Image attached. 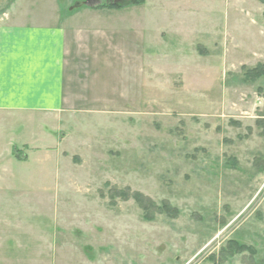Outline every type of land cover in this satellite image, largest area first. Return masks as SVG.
Masks as SVG:
<instances>
[{
  "label": "rangeland",
  "instance_id": "1",
  "mask_svg": "<svg viewBox=\"0 0 264 264\" xmlns=\"http://www.w3.org/2000/svg\"><path fill=\"white\" fill-rule=\"evenodd\" d=\"M98 1L24 9L64 111L0 115V264H264V0Z\"/></svg>",
  "mask_w": 264,
  "mask_h": 264
},
{
  "label": "crops",
  "instance_id": "2",
  "mask_svg": "<svg viewBox=\"0 0 264 264\" xmlns=\"http://www.w3.org/2000/svg\"><path fill=\"white\" fill-rule=\"evenodd\" d=\"M30 1L15 0L0 16V115L64 111L67 30L60 13L47 21L25 11Z\"/></svg>",
  "mask_w": 264,
  "mask_h": 264
},
{
  "label": "trees",
  "instance_id": "3",
  "mask_svg": "<svg viewBox=\"0 0 264 264\" xmlns=\"http://www.w3.org/2000/svg\"><path fill=\"white\" fill-rule=\"evenodd\" d=\"M109 7L110 8H120V4L118 3V2H116L115 0H114V2L112 3V4H110L109 5ZM261 65L260 66H258L257 68H255V69H252L250 72L252 73V75L253 74H255V73H257V72H261ZM257 70V71H256ZM256 71V72H255ZM117 195H124V192H121V191H119V192H117ZM133 197L137 200V202L145 209V211H146V213H147V215H146V217H147V219H152V211L153 210H155V209H157L158 207L151 201V200H149V199H147V198H145L142 194H139V193H136V194H134L133 195ZM163 210H167V211H169V212H172L173 211V209L172 208H170V206L169 205H165V206H163V208H162ZM237 247L238 249H240V247L241 246H239V245H237V244H235L234 245V247ZM235 247V248H236Z\"/></svg>",
  "mask_w": 264,
  "mask_h": 264
},
{
  "label": "water",
  "instance_id": "4",
  "mask_svg": "<svg viewBox=\"0 0 264 264\" xmlns=\"http://www.w3.org/2000/svg\"><path fill=\"white\" fill-rule=\"evenodd\" d=\"M88 5V6H95L99 4L98 0H86L85 3L77 2L76 6H81V5Z\"/></svg>",
  "mask_w": 264,
  "mask_h": 264
}]
</instances>
